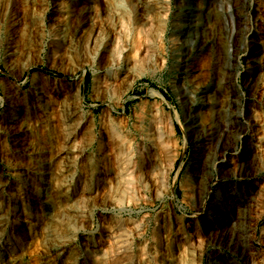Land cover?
<instances>
[{
  "label": "rangeland",
  "instance_id": "obj_1",
  "mask_svg": "<svg viewBox=\"0 0 264 264\" xmlns=\"http://www.w3.org/2000/svg\"><path fill=\"white\" fill-rule=\"evenodd\" d=\"M75 1L0 0V118L11 107L24 106L17 129L22 118L29 123L17 135L28 149L16 150L15 128L8 130L6 120L0 121V264L9 257L2 246L14 248L9 253L19 257V264H104L105 259L109 264L103 253L113 235L123 232L120 236L127 237V224L128 255L111 264H264V0H157L165 22L161 49L149 41L157 51L154 61L126 60L129 40H151L156 25L151 19L139 22L134 0L103 1L110 9L109 32H101L94 45L85 20L84 33L71 52L62 51L70 28L67 13L77 8ZM87 2L94 11L95 0ZM154 2L145 0V6L151 8ZM228 5L233 12L231 39L230 26L221 23ZM194 6H199L197 32H190L195 39L188 42L183 13ZM217 46L222 50L213 62L209 51ZM184 65L194 75L179 85ZM124 68L141 76L118 96L116 85ZM197 85L206 89L212 105L218 106L225 93L229 105L212 116L199 108L205 131L190 130L185 137L184 117L198 98L190 94ZM72 111L78 119L69 118ZM167 116L175 119L171 135L163 127ZM66 140L77 153L71 169L62 166L71 154L56 155ZM166 141L175 143L176 154L164 192L170 154L163 147ZM196 152L203 159L197 174L207 177L215 168L219 177L211 185V176L206 178L208 193L184 196L181 182L194 172ZM124 161L128 167L132 161L146 162L150 173L146 186L135 190L140 194L133 192L134 199L122 189L127 179ZM44 163L50 169L47 174L39 173ZM233 171L258 175L233 180ZM95 182L97 197L91 198L93 192L87 195L91 201L81 196L83 188ZM65 192L67 199L61 196ZM116 194L122 202L113 199ZM172 197L188 211L176 209ZM74 204L82 206L87 220L68 215L66 208ZM254 236L260 238L261 249L253 243Z\"/></svg>",
  "mask_w": 264,
  "mask_h": 264
},
{
  "label": "bare ground",
  "instance_id": "obj_2",
  "mask_svg": "<svg viewBox=\"0 0 264 264\" xmlns=\"http://www.w3.org/2000/svg\"><path fill=\"white\" fill-rule=\"evenodd\" d=\"M88 0H81V1H75L76 2V5H77V8H74V9H72V10H70L68 13H67V17H69V25H70V28H69V30H68V32L65 34V37L66 38H64V44H63V46H62V51H64V52H71V50H72V45H73V43L77 40V38L78 37H81L80 35L82 34V33H84V27H83V23L85 22V20H88L89 22H88V27H89V32L92 34V42L91 43H94V45H97L96 43H98V38H100V33L102 32H106V33H108L109 32V30L112 28L111 26H110V23H108V21H109V12H110V9H109V12H108V7L106 6V4L105 3H103V1H106V0H100V1H98V0H95V5H96V7H95V10L94 11H92L91 10V6L88 4V2H87ZM136 3H137V6H138V20H139V22L140 23H142V24H146L147 22H148V20L149 19H151V20H154V21H156L155 23H156V25H155V27H154V36H153V38L151 39V40H149V39H141V37H138V36H133L132 38H131V40H129V45H130V48H129V52H128V55L126 56V60H130V61H136V58H140V57H142L141 59H143L144 61H154L155 60V55L157 54V51H156V49L155 48H153V46H150L149 44V41H151L152 43H153V45H155V44H158V51H159V49H161L160 47H161V45H162V32L164 31L163 30V23L165 22H162V19H161V16H160V14H159V9H160V2L159 1H157L156 0V2H154V3H152V7L151 8H149L148 6L146 7L145 5H147L146 3H145V0H134ZM155 1V0H154ZM153 2V1H152ZM97 3H99V4H97ZM151 3V2H150ZM162 3V2H161ZM159 5V6H158ZM151 6V5H150ZM198 9H199V6H194V7H190V8H188V11L187 12H185V13H183V15H184V18H185V22L187 23L185 26H184V28H185V30H187V31H185V32H183L182 31V29H183V27H181L180 29H179V32L181 33V31L184 33V35H185V38L187 39V41L189 40L190 42H192V41H194V36H190V32H191V34H192V32L193 31H196V27H197V15H198ZM185 11V10H184ZM162 12V11H161ZM200 12V11H199ZM69 15V16H68ZM162 15V14H161ZM87 22V21H86ZM28 23V22H27ZM221 23H223L224 24V26H230V28H231V33H230V39H231V35H232V31H233V12H232V10H231V6L230 5H228L227 6V8L226 9H224V11H223V16H222V22ZM29 24V23H28ZM154 25V24H153ZM33 26V25H32ZM86 26V25H85ZM28 27V26H27ZM31 28V27H30ZM34 28V27H33ZM27 29V28H26ZM26 32V31H25ZM197 32V31H196ZM152 35V34H151ZM182 36V35H181ZM145 37H146V35H145ZM143 38H144V36H143ZM100 41V40H99ZM188 41V42H189ZM229 41V40H228ZM145 43H147V44H145ZM75 44V43H74ZM106 44V43H105ZM221 45V44H220ZM129 47V46H128ZM202 46H200V52L202 51V49H203V47H204V45H203V47L201 48ZM230 45L229 44H227L226 45V48H225V54H226V56L229 58L230 57ZM105 48V47H104ZM187 50V49H186ZM219 50H222V49H220L218 46L213 50H210L209 52V59L211 60V61H213V62H215L214 60L215 59H217L218 58V55H219ZM17 56V55H16ZM220 56V55H219ZM189 58H191V57H189ZM140 60V59H139ZM186 60V59H185ZM189 59L187 58V60L186 61H188ZM184 62V61H183ZM145 63V62H144ZM186 63V62H185ZM184 63V64H185ZM185 66L186 65H184L183 67H181L182 69H180V70H182L181 72H180V74H182L183 76H180L178 79H177V81H178V83H179V85L180 84H188L190 81H189V77L190 76H193L192 75V70H187V69H184L185 68ZM130 68H127V69H123V71L122 72H120V74H119V76H118V82H117V88H116V94H118V96L119 95H122L124 92H126L129 88H131V85H132V83L135 81V79H137V78H139L140 76H141V74L140 73H138V74H135L134 72H132L131 70H129ZM131 71V72H130ZM197 72V71H196ZM196 77V76H195ZM191 78V77H190ZM194 78V77H193ZM197 79V78H196ZM192 81V80H191ZM194 81V80H193ZM196 82V81H195ZM193 83V82H192ZM197 83V82H196ZM192 85V84H191ZM190 85V86H191ZM194 85V84H193ZM198 86V85H197ZM197 86H194L193 87V91L192 92H190V94L192 95V96H194V97H198L197 99L195 98V100L192 102V104H191V106H190V111L187 113V115L184 117V120H185V123H186V126H185V128H184V132H185V137H187V135H188V132L190 131V130H203L204 128H205V124H207V123H205L204 122V120L202 121V119H200V115H199V112H197V111H199V108L201 109V108H203V109H206V111L212 116V115H214V114H217V113H219V110L223 107V105H229V97H228V95H226V93L225 94H221L220 95V99H219V103H218V106H215L216 104H211V102H210V100H209V96L207 95V94H204L205 93V91H206V89H203V88H201V87H197ZM202 86V85H201ZM183 89V88H182ZM186 88H184V90H185ZM187 90V89H186ZM78 93H79V91L77 90V92H76V94H77V96H79L78 95ZM154 93L157 95V94H159L157 91H154ZM197 94V95H196ZM219 96V95H218ZM190 97V96H189ZM40 99V98H39ZM182 99H183V97H182ZM34 101V100H33ZM187 102V101H186ZM231 102V101H230ZM16 105V104H15ZM59 106V105H58ZM24 107V106H23ZM22 107V108H23ZM188 107V106H187ZM12 109L9 111V113L5 116V117H3L2 119L0 118V121L1 120H6V122H7V126L5 127V128H7L8 130H10V129H12V128H15L14 130H13V136H14V140H13V146H14V149H16V150H25V149H28V147H27V144H25V142H24V139L23 138H21L20 136H17L18 135V133H20V132H22L21 130H23V131H26L27 130V127H28V124L29 123H27L26 122V120H28V119H21V121L19 122V124H18V129H17V119H19V116H18V112H22V114H21V116L22 115H24L25 114V111H24V109H22V108H20V109H18V108H16V107H11ZM27 109V108H26ZM14 112H13V111ZM229 110V109H228ZM228 110H225V111H228ZM27 113V112H26ZM72 114L69 116V118H71L72 116H74V113H75V111H72L71 112ZM221 113V112H220ZM76 114H78L77 112H76ZM154 114V113H153ZM224 114H225V112H224ZM208 115V114H207ZM18 116V117H17ZM20 116V117H21ZM166 116V115H165ZM22 117H25V116H22ZM209 117V116H208ZM207 117V118H208ZM74 118L75 119H78V116H74ZM68 119V118H67ZM75 119H73L74 121H77V120H75ZM69 120V119H68ZM67 120V121H68ZM174 120L175 119H173L171 116H167V118H166V122H164V123H166V124H164L163 122V124L165 125H163V127H165L166 128V130L165 131H167L168 132V134L169 135H171L172 133H173V122H174ZM176 120H177V118H176ZM226 120H228V117L226 118ZM205 121H208V120H205ZM71 122V121H70ZM73 123V122H72ZM210 124V123H209ZM68 125V124H67ZM66 125V126H67ZM74 125H75V122H74ZM72 126V125H71ZM2 127V126H1ZM70 127V126H69ZM68 127V128H69ZM29 128V127H28ZM67 128V127H66ZM208 128V127H207ZM67 130H71V129H67ZM205 130H203V132H204ZM72 132H70V134H71ZM198 133V132H197ZM69 134V135H70ZM72 137V134L69 136V139ZM159 137V136H158ZM73 140H74V136H73ZM159 140V139H158ZM157 140V141H158ZM165 140V139H164ZM173 141V140H172ZM59 142V141H58ZM170 142V141H169ZM167 142L166 141V143H165V145L163 146V144H162V146L163 147H165L166 148V150H167V152L168 153H170L169 154V158H168V164H167V167L165 168L164 167V169H165V172H164V180H163V189L161 190V191H163L164 190V192H166V189H167V174H168V172H169V170H170V168L172 169V163H173V160H174V158H175V143H173V142ZM68 140H66V143H64V144H62L61 146L59 145V147H58V149H56L57 150V152H56V155L58 154H60L61 152H65V153H68V154H71V155H69V157H68V155H67V157H68V159H65V162L63 161L62 162V164L63 163H65V164H63L62 166H64L65 165V167L64 168H69L68 166L69 165H71V159L73 160L75 157H76V154H74V151H76V148L75 149H73L74 148V146L75 145H71L70 146V144L68 143ZM157 143V142H156ZM160 143V142H159ZM115 144V143H114ZM73 147V148H72ZM158 148V147H157ZM78 152V151H77ZM80 153V152H79ZM159 153V152H158ZM197 153V154H196ZM195 154H193V156H192V161H191V163H192V169H193V173L191 174V175H189V176H186L185 177V180L183 181V182H181V188H182V191H183V195L184 196H186L189 192H193L194 191V193L196 194V192H201V190L202 191H204V193H208V191L206 190V185H207V179L206 178H208V176H211V172L209 171H207L206 173H205V175L207 176V177H205V176H202L200 173L199 174H197V169L202 165V161H203V159L200 157V155L198 154V152H196ZM161 154V153H160ZM65 155V154H64ZM64 158H66V157H63V159ZM75 161V160H74ZM161 161V160H160ZM61 163V162H60ZM101 163H103V162H101ZM113 163V162H112ZM128 163V162H127ZM127 163H125V161L123 162V166H125V167H127V168H125L126 169V171L124 172L125 173V175H126V178L127 179H124V184H125V186L122 188V189H124L123 191L125 192V196H126V193H128L127 195H129V197L130 196H132V198L134 199V197H133V195H134V193L133 192H135V190L136 191H138L139 189V186H140V184H142V185H145V184H147V180L149 181V175H150V173H148L149 171L148 170H146V168H147V163L146 162H129L131 165H130V167H128V165H127ZM72 164H74L73 163V161H72ZM166 164V163H165ZM62 166L60 167V169L62 168ZM42 168V170H40V172L39 173H42V174H47L48 173V170L47 169H49L48 168V166H47V163L45 164L44 163V165H39V168ZM59 167V166H58ZM103 167H104V165H103ZM64 168H63V170H64ZM163 168V167H162ZM59 169V168H58ZM69 169H71V168H69ZM122 169V168H121ZM150 169V168H149ZM164 169H162V170H164ZM50 170V169H49ZM62 170V171H63ZM115 170V169H114ZM124 169H122V171H123ZM54 171V170H53ZM61 171V170H60ZM66 171H68V170H66ZM117 171V170H116ZM115 171V172H116ZM69 172V171H68ZM114 172V171H113ZM163 173V172H162ZM116 174V173H115ZM190 174V173H189ZM50 176V175H49ZM49 179V178H48ZM110 179L111 178H108L107 179V181H109L110 182ZM114 179V178H113ZM151 179H152V177H151ZM150 179V180H151ZM56 180H57V178H56ZM152 180H154V179H152ZM161 181H162V179H161ZM114 182V181H113ZM117 182H118V180H117ZM151 182V181H150ZM56 184H57V182H56ZM60 184V183H59ZM111 184H112V182H111ZM113 184H115V183H113ZM120 184V183H119ZM3 183H0V190H2V187H3ZM118 185V184H117ZM62 186V185H61ZM60 186V187H61ZM103 186V185H102ZM102 186H101V188H102ZM111 186H113V185H111ZM146 186V185H145ZM58 187H59V185H58ZM104 187V186H103ZM108 187V186H107ZM116 187V186H115ZM138 187V188H137ZM141 187V186H140ZM143 187V186H142ZM54 188V187H53ZM113 187H111L110 189H112ZM162 188V187H161ZM46 188H44V190H45ZM103 189V188H102ZM114 189V188H113ZM145 189V188H144ZM18 190V189H17ZM38 190V189H37ZM43 190V191H44ZM3 191V190H2ZM39 191V190H38ZM53 191V190H52ZM99 191V182H95L93 185H90V186H87V187H85V188H83V190L81 191V196L83 195V197L84 196H87L88 194H90L91 192H93V196H91V198L93 197L94 198V195H96V193ZM101 191V190H100ZM109 192H110V190H108ZM45 192H46V190H45ZM103 192V191H102ZM118 192V191H117ZM139 192V191H138ZM137 192V193H138ZM163 192V193H164ZM1 193V192H0ZM44 193V192H43ZM51 193V192H50ZM59 193V192H58ZM120 193H123V192H120ZM136 193V192H135ZM136 193V194H137ZM40 194V193H39ZM38 194V195H39ZM56 194V193H55ZM68 193H63V195L61 194V196H63L65 199H67L68 197H69V195H67ZM98 194V193H97ZM101 194H103V193H101ZM114 194H115V191H114ZM140 194V193H139ZM139 194H137V195H139ZM37 195V196H38ZM105 195V194H104ZM117 195V194H116ZM42 196H44V195H42ZM52 196V195H51ZM53 196H54V193H53ZM57 196V195H56ZM106 196V195H105ZM118 196V195H117ZM116 196V197H117ZM120 196H122L123 197V195L121 194ZM82 197V198H83ZM96 197H97V195H96ZM99 197H100V195H99ZM101 197H103V196H101ZM126 197H128V196H126ZM128 197V198H129ZM201 197V196H200ZM56 198V197H55ZM87 199H89V197L87 196L86 197ZM85 198V199H86ZM92 198V199H93ZM113 198V197H112ZM112 198H110V200H109V198H108V200L111 202L112 200ZM138 198H139V196H138ZM71 199V198H70ZM73 199V198H72ZM86 199V200H87ZM105 199V198H104ZM113 199H117V202H122L123 200V198H120L119 196H118V198H115V196H114V198ZM122 201H121V200ZM132 199V200H133ZM90 200V199H89ZM131 200V199H130ZM131 200V201H132ZM78 201V200H77ZM79 201H81V199H79ZM83 201L86 203V201L83 199ZM91 201V200H90ZM107 202V201H106ZM112 202H114V200L112 201ZM116 202V201H115ZM115 202H114V204H115ZM127 202V201H126ZM81 202H79V204H80ZM83 203V202H82ZM104 203V202H103ZM108 203V202H107ZM102 204V203H101ZM112 204V203H111ZM117 204H119V203H117ZM67 205V204H66ZM108 205V204H107ZM86 206V205H85ZM66 207V206H65ZM85 208V207H84ZM66 209H68V210H70V214H68V215H73V217H75L76 218V220L77 221H82V220H87V219H85V217H87L86 215H85V213H83V209H82V206H80V205H77V204H74V205H69V207H67ZM62 210H64V208H62ZM68 210H66L67 212H68ZM91 210V209H90ZM0 211H3V210H0ZM85 211V210H84ZM23 212V211H22ZM54 212V211H53ZM52 212V213H53ZM2 213V212H1ZM20 213H21V211H20ZM59 213V212H58ZM50 214V213H49ZM57 214V213H56ZM46 215V214H45ZM49 217V215H46V217ZM54 216V215H53ZM1 217V216H0ZM47 217V218H48ZM51 217V216H50ZM49 217V218H50ZM71 217V216H70ZM207 217V216H206ZM230 217V216H229ZM49 218H48V220H49ZM6 220V219H5ZM47 220V221H48ZM50 220H52V219H50ZM49 220V221H50ZM207 220H209V218L207 217ZM3 221V220H2ZM26 220H25V218L22 220V222L24 223ZM46 221V220H45ZM83 221V222H84ZM227 221H228V219H227ZM6 222H7V220H6ZM5 222V223H6ZM45 223H47V222H45ZM50 223H51V221H50ZM55 223V222H54ZM3 224V223H2ZM53 224V223H52ZM126 224V223H125ZM133 224H135V223H133ZM132 224V225H133ZM122 225V224H121ZM131 225V227H133ZM1 226V225H0ZM3 226V225H2ZM5 226V225H4ZM111 226V225H110ZM115 226V225H114ZM123 227H125L124 225H123ZM137 227V226H136ZM111 228H113L112 226H111ZM110 228V229H111ZM120 228V227H119ZM126 228H127V230L129 229V231L131 230V228H130V226H128V224H127V226H126ZM109 229V230H110ZM123 230V229H122ZM134 230V229H133ZM138 230V229H137ZM30 231V230H29ZM119 231V230H118ZM124 231V230H123ZM126 232V234L128 233H130V232ZM136 232V231H135ZM111 233H113V231L111 232ZM115 233H116V231H115ZM123 233V232H122ZM121 233V234H122ZM132 233H133V231H132ZM120 234V235H121ZM124 234V233H123ZM128 234H127V237H128ZM28 235V234H27ZM109 235H111V234H109ZM120 235H118V236H115V235H113V237H114V241H112V244L110 243V245H109V248H107L106 250H105V252L103 253V255H105V256H107V259L109 258V261H111V262H115L116 260V262H118L119 263V261L120 260H118L119 258H121V257H125V256H127L128 255V248L129 247H131V245H130V242H131V240H130V242L128 241V239L129 238H127L126 237V235L124 236L125 238L123 239ZM132 235V234H131ZM137 235V234H136ZM139 235V234H138ZM113 237H112V239H113ZM121 237V238H120ZM131 237V236H130ZM53 238V237H52ZM111 239V238H110ZM6 241V240H5ZM9 242V241H8ZM10 245V244H9ZM12 245V244H11ZM62 246V245H61ZM12 247V246H11ZM115 248V250H110V248ZM184 249L183 250H181V252L179 253V255L180 256H183L184 254H185V247H183ZM1 249H2V251H3V253H6V255L7 254H9L8 256V259H7V261H6V264H19V257L17 256V255H13V254H10L9 252L10 251H13V249L12 248H10L9 246H2L1 247ZM141 250H144L143 249V246H141V248H140ZM22 252H25V251H22ZM140 252H142V251H140ZM139 252V253H140ZM144 252V251H143ZM26 253V252H25ZM131 254V253H130ZM145 254V253H144ZM141 256H143L142 254H140ZM113 256V257H112ZM264 257V256H263ZM110 258H111V260H110ZM128 258H130V257H128ZM127 259V258H126ZM264 259V258H263ZM106 260V259H105ZM105 260L103 261L104 262V264L108 261H106L105 262ZM123 260H125V259H122V261ZM140 261V260H139ZM111 262L109 263V264H111ZM124 262V261H123ZM155 262V261H154ZM142 263V262H141ZM107 264V263H106ZM113 264V263H112ZM115 264V263H114ZM146 264V263H145ZM210 264H212V262L210 263Z\"/></svg>",
  "mask_w": 264,
  "mask_h": 264
},
{
  "label": "built area",
  "instance_id": "obj_3",
  "mask_svg": "<svg viewBox=\"0 0 264 264\" xmlns=\"http://www.w3.org/2000/svg\"><path fill=\"white\" fill-rule=\"evenodd\" d=\"M179 164H178V168H179ZM212 170V173H211V178L213 179L210 183V185L212 183H214L215 181H217V178L219 177V174L218 172L216 171L215 168L211 169ZM232 178L233 180H241V179H245V180H251L252 178H256V176L258 174H241L240 171H238L236 173V171H233L232 173ZM263 174H264V171H263ZM172 200H173V205L176 207V209H178L180 212H187L188 209L184 207V205H182L181 203H177V201L172 197ZM263 218H264V213L261 214L260 216V221H263ZM253 243L255 244L256 247L258 248H262V242L260 240V238H257V236H254L253 237Z\"/></svg>",
  "mask_w": 264,
  "mask_h": 264
},
{
  "label": "trees",
  "instance_id": "obj_4",
  "mask_svg": "<svg viewBox=\"0 0 264 264\" xmlns=\"http://www.w3.org/2000/svg\"><path fill=\"white\" fill-rule=\"evenodd\" d=\"M43 71H45V72H47V70L46 69H43V68H41Z\"/></svg>",
  "mask_w": 264,
  "mask_h": 264
}]
</instances>
